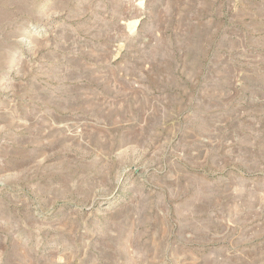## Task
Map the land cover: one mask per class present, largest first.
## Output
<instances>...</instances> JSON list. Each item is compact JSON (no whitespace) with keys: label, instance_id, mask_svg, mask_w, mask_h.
<instances>
[{"label":"rangeland","instance_id":"374dc122","mask_svg":"<svg viewBox=\"0 0 264 264\" xmlns=\"http://www.w3.org/2000/svg\"><path fill=\"white\" fill-rule=\"evenodd\" d=\"M0 264H264V0H0Z\"/></svg>","mask_w":264,"mask_h":264}]
</instances>
